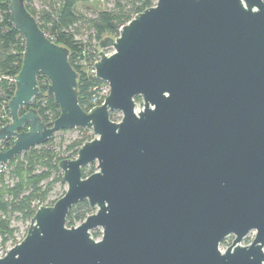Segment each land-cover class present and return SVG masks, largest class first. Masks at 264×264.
I'll use <instances>...</instances> for the list:
<instances>
[{
  "label": "water",
  "instance_id": "obj_1",
  "mask_svg": "<svg viewBox=\"0 0 264 264\" xmlns=\"http://www.w3.org/2000/svg\"><path fill=\"white\" fill-rule=\"evenodd\" d=\"M8 8L24 50L0 164L60 130L94 138L58 162L64 194L35 210L0 264H264V0H156L98 41L95 77L109 93L89 111L68 48L25 0ZM39 74L59 107L50 123L30 106ZM82 200L94 211L67 227Z\"/></svg>",
  "mask_w": 264,
  "mask_h": 264
},
{
  "label": "trees",
  "instance_id": "obj_2",
  "mask_svg": "<svg viewBox=\"0 0 264 264\" xmlns=\"http://www.w3.org/2000/svg\"><path fill=\"white\" fill-rule=\"evenodd\" d=\"M155 1L112 0L111 7L98 10L96 14L88 17L82 12V6L87 0H49L48 5L40 10H35L31 1L25 0L26 8L36 17L40 28L48 37L68 48L69 62L78 73V101L84 110L88 111L91 108L93 89L101 83V80L88 71L98 55V41L106 36L116 37L121 26L135 14L154 5ZM8 5L9 0H0V126L9 121L7 102L15 89L10 77H14L20 70L24 50L23 37L10 21ZM84 28L87 30L86 38H76L77 35H82ZM37 81L40 92L30 106L37 109L44 122L50 123L58 117L59 107L51 95H46L48 79L39 74ZM138 100L137 97L136 101ZM2 110H6L8 117H1ZM110 118L112 119V114ZM77 129L84 134L63 149L53 147L52 136L47 142L31 147L9 160L7 171L13 177L12 182L5 181V173H0V237L3 242L12 238L15 231L10 223L11 216L29 221L35 212V208L31 206L32 202H47L46 198L53 184L62 183V172L58 168V162L61 159L74 158L79 147L85 141L91 140L92 135L86 134L88 129ZM9 145L8 142H2L1 149L5 150ZM93 171L94 164L82 168L83 176ZM56 200H51L48 204L52 205ZM92 212L93 209L87 200L77 202L67 213L66 226L81 223ZM100 234L99 229L91 231L94 238Z\"/></svg>",
  "mask_w": 264,
  "mask_h": 264
},
{
  "label": "rangeland",
  "instance_id": "obj_3",
  "mask_svg": "<svg viewBox=\"0 0 264 264\" xmlns=\"http://www.w3.org/2000/svg\"><path fill=\"white\" fill-rule=\"evenodd\" d=\"M31 5L35 10H40L46 5H48L49 0H30ZM112 6V0H87V2L82 6V12L88 16L91 17L94 14L98 12V10L107 9ZM82 35H77L76 38L78 39H85L87 35V30L84 28L82 29ZM10 120V119H9ZM89 130V129H88ZM81 134H84L80 132L77 128L74 129H68L67 131H57L55 132L53 136V147L58 149L61 147V149L65 148L66 145L70 144L73 140L79 139L81 137ZM86 134H91V130L86 131ZM40 168V167H37ZM4 180L7 182H12L13 177L8 171H5ZM66 185L62 182L61 184L59 182H55L53 184L52 189L47 195L46 201L49 202L51 200L58 199L63 191H65ZM94 211V210H93ZM11 226L15 228V231L13 233V240L10 242L18 241L19 239L24 236L26 233V226L28 225V222L17 218L14 216H11ZM28 227V226H27ZM234 236L230 235L224 239V241L221 243L220 248L223 250L225 247H227L233 240ZM253 238V233H249L248 236L243 238L240 242L241 245H247L250 243V241ZM11 239V238H10ZM9 242V241H8Z\"/></svg>",
  "mask_w": 264,
  "mask_h": 264
},
{
  "label": "built area",
  "instance_id": "obj_4",
  "mask_svg": "<svg viewBox=\"0 0 264 264\" xmlns=\"http://www.w3.org/2000/svg\"><path fill=\"white\" fill-rule=\"evenodd\" d=\"M98 49H99V47H98ZM98 52H99V50H98ZM105 52H106V54H110L112 52V49L111 48H107V49H105ZM98 58H99V55H97V57L92 61V65H91L90 69H88L89 73L94 75V76H95L94 63L98 60ZM10 80L12 82H14V77H10ZM93 90H94V94H92L93 95V97H92V106H91L90 109H92L93 107L101 105V104L104 103V100H105L106 96L109 93V86H108V84L106 82L101 81V83L97 87H94ZM136 102H138V101H136ZM90 109H88V111ZM137 110L138 109L136 107L135 111H137ZM1 113H2L1 117H3V118L8 117V115L6 114V110H2ZM110 114H112V119L111 118L110 119L112 121H115V122H118L121 119V116H122L120 111H112V112H110ZM9 119H10V116H9ZM89 130H91V129H89ZM91 135H92L91 139H93L94 135L92 133V130H91ZM5 171H7V163L6 164H0V173H3ZM41 204L42 205L43 204L44 205H49L48 202L40 203L39 201H33L31 206L34 207L35 210H36ZM27 222H28V225H29L30 220L27 221ZM27 226H26V228H27ZM24 236H25V234H24ZM24 236H22L21 239H19L18 241H15V242H10L11 240H13V238L8 239L7 241L3 242L1 237H0V257H3L6 254V252L11 247H13L15 244L20 243L21 240L24 238ZM99 237H97L95 239H98Z\"/></svg>",
  "mask_w": 264,
  "mask_h": 264
}]
</instances>
